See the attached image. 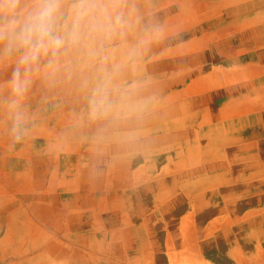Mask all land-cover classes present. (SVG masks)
Returning <instances> with one entry per match:
<instances>
[{"label":"crops","instance_id":"obj_1","mask_svg":"<svg viewBox=\"0 0 264 264\" xmlns=\"http://www.w3.org/2000/svg\"><path fill=\"white\" fill-rule=\"evenodd\" d=\"M147 9L168 38L128 76L144 82L138 119L120 122L101 138L99 125L85 115L82 93L65 88L46 100L36 86L26 101L29 133L13 144L3 142L10 122L0 109V151L12 152L8 159L0 155L8 163L0 179L24 180L22 212L29 214L31 186L41 187L46 173L60 177L67 190L55 196L52 212L65 227L44 219V227L33 228L37 235L24 223V243L30 250L48 230L62 231L60 242L82 247L83 255L72 258L77 264H141L151 254L163 262L192 245L216 264H264V0H147ZM9 73L0 69V82ZM35 102L47 103L32 111ZM57 102L63 109L54 119L66 122L47 120V104ZM59 127L69 129L58 139L68 145L61 153L50 149L46 134L56 135ZM75 142L86 146L71 147ZM52 152L60 161H50ZM32 164H38L36 174ZM79 169L81 193L74 187ZM123 193L130 207L119 210ZM12 195L0 199V207L7 209ZM128 215L132 223L120 224ZM78 223L81 229H74ZM0 231V242H9ZM92 241L101 254L87 251ZM38 245L36 255H44L45 245ZM57 259L72 262L66 253Z\"/></svg>","mask_w":264,"mask_h":264},{"label":"clouds","instance_id":"obj_2","mask_svg":"<svg viewBox=\"0 0 264 264\" xmlns=\"http://www.w3.org/2000/svg\"><path fill=\"white\" fill-rule=\"evenodd\" d=\"M168 34L147 0H0V109L13 144L29 133L26 101L70 88L84 95L86 117L104 137L139 118L144 82L135 75Z\"/></svg>","mask_w":264,"mask_h":264},{"label":"rangeland","instance_id":"obj_3","mask_svg":"<svg viewBox=\"0 0 264 264\" xmlns=\"http://www.w3.org/2000/svg\"><path fill=\"white\" fill-rule=\"evenodd\" d=\"M44 100V99H43ZM47 100V99H46ZM47 102H35L31 104V109L33 110H39L38 108L42 105H45ZM209 104V103H206ZM50 105L51 108H49L50 110H48L47 112V120L51 121V122H55V120L59 121L62 120V122H66L67 120L64 119H57L58 117H60L58 114H56L55 112H59L60 110L63 109V105L61 103H54V104H47V106ZM54 117H57L56 119H54ZM54 119V120H53ZM79 122H82L80 119L78 120ZM52 127V126H50ZM69 131V129H68ZM67 131L66 133V129L62 130L61 127H59L58 132L56 133V135L48 132L46 134L49 135V139L50 141V149L52 150H58L59 149V153H61L64 149L67 150V142L66 141H58V139L60 138V135L66 133L69 134V132ZM85 133V132H84ZM87 134V133H85ZM8 137H6L7 139L5 140V137L3 135V142H10L11 140L9 139V135H7ZM66 138V137H65ZM64 138V140H65ZM77 144L78 148H85L86 145H78L79 143H72L70 144L71 147H73L74 145ZM22 154V152H19ZM26 153V152H24ZM12 154V152L10 151H5L2 152L0 151V155L2 156V158H7L8 156ZM17 158L19 157V154L16 152ZM51 162H55L57 160L60 161V156L57 159V156H55V153H51ZM21 157V156H20ZM21 159V158H20ZM90 162V161H89ZM7 163V162H6ZM2 164L0 162V168H5L6 169V165L8 164ZM124 162H122L121 159L117 160V168L119 170H121V165ZM81 165L84 164H88V162L85 161H81L80 162ZM35 166H37L38 168V164H35ZM34 164H32L31 168H32V173H35L33 168L35 167ZM95 168H97V165L95 166ZM36 174V173H35ZM78 176V181L76 182V184H74V187L77 188L76 192L81 193L82 191L86 190L85 189V183H84V179H83V174L82 172L77 173ZM49 174H45L46 180L43 181L42 186L40 187V185H36L35 187L32 185L31 186V190L29 191L30 197H31V202L29 203V210H27L29 212L28 213H23V209L22 208V199L25 196L22 188H20V186L23 185L24 180L22 178L18 179L16 177L15 182H13V177H4L3 180L0 179V199L5 198V196H7V194H13L15 199H12V197L3 205H6L7 209L4 207H0V224L3 223L2 226H0V229L6 230L4 233L11 238V240L9 242H7L6 240L3 242H0V264H77L75 262L74 259L72 258H78L79 256H82L83 254H81L83 251L81 250L82 247L80 245L76 244L75 245H71V242L69 239L63 238V241L60 242V237L62 236L63 232L62 231H50L48 230L46 233V237L44 236V238L42 237V240H40L39 242L41 244L45 245V254L41 255V256H37L36 254L39 253V251H42V248L39 247L37 241H34V248L31 247L30 250L28 246L25 245V236L23 233V225L24 223H30V227L32 228V234H39V231L36 229L33 230V228H39V227H44L43 222L44 219H47V223H56V215H54L52 212L54 210V206L55 202H56V197H58L63 191H67L66 190V186L63 183H60V177L55 178L54 175L48 177ZM37 176H35L34 178H32V176H30L31 181L34 180L36 181L37 179H35ZM96 177V176H95ZM98 177V176H97ZM29 179V178H27ZM99 189V186H97L96 184V190ZM10 191V192H9ZM75 192V193H76ZM101 193V191H100ZM127 194V193H123L122 195L120 194L118 196V200H117V207H119V210L121 209H125L127 207H130V204L128 205L126 203V199L123 198V196ZM12 195V196H13ZM56 196V197H55ZM59 199V198H58ZM57 199V200H58ZM46 202V206H47V210H45L44 208H42L45 205ZM65 203V202H64ZM39 205H41L42 207H40ZM0 206H2L0 204ZM59 208V207H57ZM118 209V208H117ZM3 211V212H2ZM47 211V215L45 216L44 214ZM15 213V214H14ZM40 218H42L40 220ZM125 220L119 221V223H132L130 219H132L131 215L125 216L124 217ZM28 219V220H27ZM129 220V221H128ZM30 221V222H29ZM59 221V220H58ZM188 222L190 223V225L192 224V221L190 219H188ZM58 223V222H57ZM60 224L59 226L61 227H65V225L63 223H58ZM57 224V225H58ZM96 224H98V226H101V220H97ZM26 226V225H25ZM27 227V226H26ZM74 229H81V223H78V225H76V227H74ZM83 229H84V225H83ZM190 232V233H189ZM1 233V231H0ZM3 233V232H2ZM188 234H191V230L188 231ZM7 242V243H6ZM91 246L89 248H87V251H91V253L94 254H101V250L102 248L99 246V244H97L96 242L92 241L91 242ZM12 248H14V256H11L13 250ZM9 247V249H7ZM169 249V253H171L173 251L174 248H168ZM9 250V251H7ZM11 250V251H10ZM82 251V252H81ZM28 254L31 253V256H26L24 254ZM41 253V252H40ZM61 253H66V256L69 257V259L72 260V262H61L57 259V256ZM11 254V255H9ZM169 256V255H168ZM41 260V261H40ZM88 264H105L102 261L96 262V263H88ZM141 264H216V261H208V259L204 256V254L202 255L201 251H198V246L196 245H192L190 247H188V252L186 254L183 255H179L178 257H176V255H172L169 256V258L166 257L165 261H160V255L156 254V255H149L147 257H145Z\"/></svg>","mask_w":264,"mask_h":264}]
</instances>
